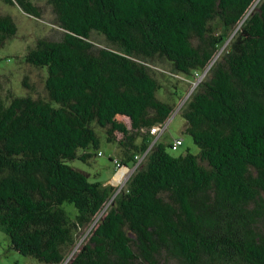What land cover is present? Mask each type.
Here are the masks:
<instances>
[{
	"label": "trees",
	"instance_id": "obj_1",
	"mask_svg": "<svg viewBox=\"0 0 264 264\" xmlns=\"http://www.w3.org/2000/svg\"><path fill=\"white\" fill-rule=\"evenodd\" d=\"M38 1L64 33L26 55L47 69L49 101L0 100V230L11 247L46 264H264V0ZM0 2L42 16L32 0ZM17 32L0 15V47ZM155 59L208 71L182 112L199 153L174 156L158 141L111 202L113 186L70 162L100 148L95 124L109 143L122 136L123 165L138 162L175 112L157 97Z\"/></svg>",
	"mask_w": 264,
	"mask_h": 264
},
{
	"label": "rangeland",
	"instance_id": "obj_2",
	"mask_svg": "<svg viewBox=\"0 0 264 264\" xmlns=\"http://www.w3.org/2000/svg\"><path fill=\"white\" fill-rule=\"evenodd\" d=\"M32 1L40 7L42 13L41 18L28 15L18 5L11 6L0 2V15L12 16L18 27L17 34L8 39L4 46L0 47V100L5 101L7 104H9L13 97L30 96L37 100L49 101V95L46 89L48 71L46 68H39L27 63L26 55L36 47L38 41L41 39L53 41L61 40L64 31L60 27L50 5L45 1ZM212 26L218 34L225 33L221 22L215 21ZM91 36L93 43H95L97 47L113 48L103 35L94 32ZM224 48L225 47H223V49ZM148 66L161 86V90L158 92L157 97L162 102L173 105L175 107V112L167 123V129L162 128V132L158 135H149L152 142L150 147L144 152L146 155L139 166L136 167L137 163H130L127 165L128 168L125 167L119 173L115 168L113 160L122 162L125 158L124 148L118 143L119 140H122V136L118 135L115 143H109L107 141L106 131L96 124L94 128L101 142L100 148L98 150H94L93 148L88 150L94 155L87 164H83L79 161L70 162L72 166L88 173L90 175V181L100 182L104 186H113L117 191L112 197L111 202L121 191L126 189L130 178L142 166L153 145L158 141L164 142L165 144H174L176 140H181L183 143L181 146L169 149L170 153L174 156L185 155L187 152L192 154L199 153V148L194 144L192 136L185 131L186 121L182 117V112L191 95L198 87V84L206 78L208 71L203 72L198 77L187 76L175 72L168 62L159 59L148 61ZM125 122L130 128V120L125 119ZM141 142L142 138L140 137L137 143L141 144ZM65 209L72 217L76 216L77 210L70 204H66ZM85 233L86 235L82 237L81 234L79 239L80 237L84 239L88 231H85L84 234ZM72 254L68 255V261L71 259ZM0 264L46 263H42L33 257L24 256L14 250L11 247L9 237L0 230ZM170 264H177V261H172Z\"/></svg>",
	"mask_w": 264,
	"mask_h": 264
},
{
	"label": "built area",
	"instance_id": "obj_3",
	"mask_svg": "<svg viewBox=\"0 0 264 264\" xmlns=\"http://www.w3.org/2000/svg\"><path fill=\"white\" fill-rule=\"evenodd\" d=\"M168 124H166L164 127L161 126H156L155 128L151 129V135H158L162 132V128L167 129ZM182 145V141L181 140H176L174 143V147H178ZM100 155V153H99ZM146 153L143 156H136L135 159L138 161L136 167L139 166V164L142 162V160L144 159ZM114 164H115V168L116 170L120 173L122 171V169H124L126 166L122 164V162L118 161V160H114ZM128 168V167H127ZM129 170V169H128Z\"/></svg>",
	"mask_w": 264,
	"mask_h": 264
},
{
	"label": "water",
	"instance_id": "obj_4",
	"mask_svg": "<svg viewBox=\"0 0 264 264\" xmlns=\"http://www.w3.org/2000/svg\"><path fill=\"white\" fill-rule=\"evenodd\" d=\"M126 167H127V166H126ZM67 262H68V260H67ZM67 262H66V263H67Z\"/></svg>",
	"mask_w": 264,
	"mask_h": 264
}]
</instances>
